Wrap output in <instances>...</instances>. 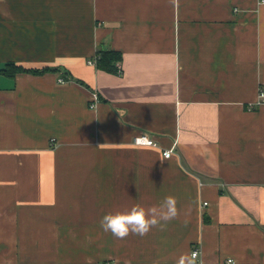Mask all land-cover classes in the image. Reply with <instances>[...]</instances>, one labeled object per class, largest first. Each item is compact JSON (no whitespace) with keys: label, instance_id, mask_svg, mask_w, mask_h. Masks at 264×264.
Wrapping results in <instances>:
<instances>
[{"label":"crops","instance_id":"obj_1","mask_svg":"<svg viewBox=\"0 0 264 264\" xmlns=\"http://www.w3.org/2000/svg\"><path fill=\"white\" fill-rule=\"evenodd\" d=\"M262 91L261 0H0V264H264ZM168 195L164 230L100 227Z\"/></svg>","mask_w":264,"mask_h":264},{"label":"clouds","instance_id":"obj_2","mask_svg":"<svg viewBox=\"0 0 264 264\" xmlns=\"http://www.w3.org/2000/svg\"><path fill=\"white\" fill-rule=\"evenodd\" d=\"M176 0H173L175 3ZM147 139H138L137 143H148ZM177 198L168 195L159 205L145 208L139 204L134 205L128 211L107 213L99 221L100 227L106 233H111L117 239H125L130 234L140 237L146 236L153 228L164 230L167 224L179 215ZM199 252L183 254L176 264H197ZM203 264V260H199ZM228 264H234L229 259Z\"/></svg>","mask_w":264,"mask_h":264},{"label":"trees","instance_id":"obj_3","mask_svg":"<svg viewBox=\"0 0 264 264\" xmlns=\"http://www.w3.org/2000/svg\"><path fill=\"white\" fill-rule=\"evenodd\" d=\"M98 57H99V62L97 68L117 74L116 70V65L118 63H122V55L120 52L116 51H104L100 50L98 51ZM52 69H47V70H28L25 68H17L13 65H9L8 69L4 72L8 74L15 75L17 73H31V74H42L45 73L46 71H50ZM118 75V74H117Z\"/></svg>","mask_w":264,"mask_h":264},{"label":"built area","instance_id":"obj_4","mask_svg":"<svg viewBox=\"0 0 264 264\" xmlns=\"http://www.w3.org/2000/svg\"><path fill=\"white\" fill-rule=\"evenodd\" d=\"M262 2H264V0H261ZM98 62H99V57L98 54L95 56V58H93L92 60L89 61V64L91 66L97 67L98 66ZM116 70H117V74L119 76L123 75V67H122V63H118L116 65ZM65 80L60 79V83H64ZM99 99L98 96L96 95V99L94 100L93 104L91 105L92 108H95L98 105ZM259 104H264V91H262L260 93V102ZM138 139H147L149 142L148 143H137ZM134 144L136 146H145V147H159L158 143L156 142V140L148 133H142L139 136L134 138ZM163 155L165 158L170 159L173 155H174V149H170V150H164L163 151ZM195 252H199V250H195Z\"/></svg>","mask_w":264,"mask_h":264}]
</instances>
